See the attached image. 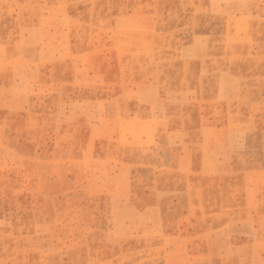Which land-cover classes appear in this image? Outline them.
Returning <instances> with one entry per match:
<instances>
[{
  "label": "rangeland",
  "instance_id": "1",
  "mask_svg": "<svg viewBox=\"0 0 264 264\" xmlns=\"http://www.w3.org/2000/svg\"><path fill=\"white\" fill-rule=\"evenodd\" d=\"M0 264H264V0H0Z\"/></svg>",
  "mask_w": 264,
  "mask_h": 264
}]
</instances>
